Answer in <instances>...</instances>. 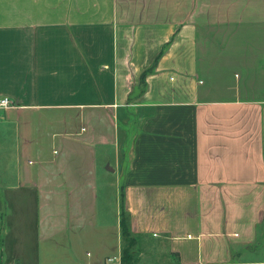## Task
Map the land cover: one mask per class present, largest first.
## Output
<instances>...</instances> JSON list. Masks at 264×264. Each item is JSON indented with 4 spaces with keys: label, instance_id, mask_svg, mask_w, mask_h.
Instances as JSON below:
<instances>
[{
    "label": "crops",
    "instance_id": "0c3cea01",
    "mask_svg": "<svg viewBox=\"0 0 264 264\" xmlns=\"http://www.w3.org/2000/svg\"><path fill=\"white\" fill-rule=\"evenodd\" d=\"M2 97L0 264H264V0H0Z\"/></svg>",
    "mask_w": 264,
    "mask_h": 264
},
{
    "label": "trees",
    "instance_id": "16d2710c",
    "mask_svg": "<svg viewBox=\"0 0 264 264\" xmlns=\"http://www.w3.org/2000/svg\"><path fill=\"white\" fill-rule=\"evenodd\" d=\"M123 198V195H122ZM131 216L122 199L121 213V264H143L140 262L138 244L139 236L131 229ZM1 261V258H0Z\"/></svg>",
    "mask_w": 264,
    "mask_h": 264
},
{
    "label": "built area",
    "instance_id": "2783aa9c",
    "mask_svg": "<svg viewBox=\"0 0 264 264\" xmlns=\"http://www.w3.org/2000/svg\"><path fill=\"white\" fill-rule=\"evenodd\" d=\"M11 104H12V101L8 97H2L0 99V107H8Z\"/></svg>",
    "mask_w": 264,
    "mask_h": 264
}]
</instances>
